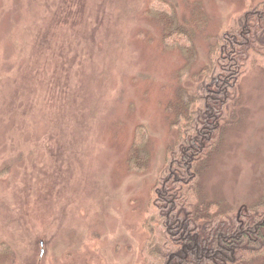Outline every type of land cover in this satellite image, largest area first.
I'll list each match as a JSON object with an SVG mask.
<instances>
[{
    "label": "rangeland",
    "instance_id": "rangeland-1",
    "mask_svg": "<svg viewBox=\"0 0 264 264\" xmlns=\"http://www.w3.org/2000/svg\"><path fill=\"white\" fill-rule=\"evenodd\" d=\"M153 1L0 0V264H143L178 100L228 25L264 2ZM165 6L193 35L186 78L189 57L148 13ZM240 90L201 180L235 210L264 197V66ZM138 126L141 172L127 163Z\"/></svg>",
    "mask_w": 264,
    "mask_h": 264
},
{
    "label": "trees",
    "instance_id": "trees-1",
    "mask_svg": "<svg viewBox=\"0 0 264 264\" xmlns=\"http://www.w3.org/2000/svg\"><path fill=\"white\" fill-rule=\"evenodd\" d=\"M152 4L156 6L155 0ZM148 13L161 24L165 47L171 48L169 40L174 38L179 51L189 57L186 78L196 57L192 32L170 7ZM260 66L264 2L228 25L209 48L207 63L195 77L194 93H182L181 103L178 100L171 125L176 137L165 150L143 224V264H264V197L247 209L235 210L205 195L201 183L235 119L232 110L241 100V80ZM148 143L147 131L136 127L129 170L145 169Z\"/></svg>",
    "mask_w": 264,
    "mask_h": 264
}]
</instances>
